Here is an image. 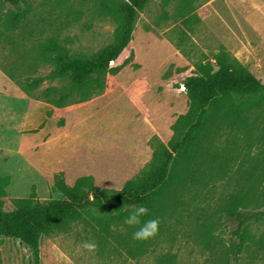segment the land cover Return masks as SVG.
I'll use <instances>...</instances> for the list:
<instances>
[{
  "label": "rangeland",
  "instance_id": "obj_1",
  "mask_svg": "<svg viewBox=\"0 0 264 264\" xmlns=\"http://www.w3.org/2000/svg\"><path fill=\"white\" fill-rule=\"evenodd\" d=\"M98 1L27 0V27L34 37L27 27L6 21L13 8L0 2V178L9 177L0 207L5 211L12 209V199L28 197L32 186L41 201L62 199L53 186L58 173L68 185L91 177L102 190H118L137 176L155 148L170 141L171 125L186 112L183 88H169L183 68L213 65L225 51L264 83V0H154L138 13L128 49L102 75L103 88L86 101L55 107L43 91L65 90L69 82L47 79L53 66L36 40L55 37L71 54L84 55L109 45L115 25L98 16ZM69 9L74 14L68 26L58 25L55 17ZM33 78L44 81L28 89L26 80ZM209 153L198 170L208 176L212 167L220 175L187 189L140 253L128 251L129 226L123 221L93 214L67 232L42 237L40 264H264V219H251L252 240L239 246L237 222L223 213L243 182L239 176L247 175L254 179L251 193L259 192L248 213L264 210V119L247 130L226 128ZM85 242L95 243V250L84 249ZM0 264H31L29 251L0 236Z\"/></svg>",
  "mask_w": 264,
  "mask_h": 264
},
{
  "label": "trees",
  "instance_id": "obj_2",
  "mask_svg": "<svg viewBox=\"0 0 264 264\" xmlns=\"http://www.w3.org/2000/svg\"><path fill=\"white\" fill-rule=\"evenodd\" d=\"M152 1L99 0L98 16L112 21L115 27L111 43L91 55L71 54L55 37L36 40L44 59L53 66L47 79L69 82L65 90L45 89L46 100L62 108L74 99L86 101L92 92L100 91L104 86L102 75L112 69L128 49L138 13ZM0 2L13 8L5 15L7 22L25 27L31 24L25 9L27 0ZM62 13L55 19L58 25L68 26L74 12L69 9ZM26 29L30 31L27 35L34 37L32 30ZM214 60L213 65L183 68L179 79L170 82L172 92L183 88L186 112L171 125L170 141L155 148L150 163L137 176L118 190H102L94 185L91 177H80L73 185H68L62 174H55L53 186L62 199L41 201L32 186L28 197L12 199L10 211L0 207V236L19 241L29 251L31 264H40V239L67 232L70 224L84 216L97 214L103 221L124 222L134 206L142 204L149 209L148 215L141 218L142 222L158 218L160 224L187 189L204 186L206 179L219 174L212 167L208 176L198 170L206 163L218 134L226 128L230 131L254 128L264 119V83L225 51L219 52ZM43 81V78L28 79L26 87L36 89ZM252 114H255L253 118ZM213 162H218L217 155ZM242 178L240 188L227 198L223 208L226 217L237 222L234 233L239 238V246L252 240L248 232L251 219H264V210L248 213L250 201L256 199L259 192L251 193L254 181L251 176H239V180ZM8 184V176L0 178V198L6 197ZM134 231L136 227L129 226L128 251L140 253L150 238L133 239Z\"/></svg>",
  "mask_w": 264,
  "mask_h": 264
},
{
  "label": "clouds",
  "instance_id": "obj_3",
  "mask_svg": "<svg viewBox=\"0 0 264 264\" xmlns=\"http://www.w3.org/2000/svg\"><path fill=\"white\" fill-rule=\"evenodd\" d=\"M149 209L142 205H135L133 210L130 211L129 215L124 219V224L130 227H136V231L132 233L133 239L145 240L154 236L158 231L159 219H149L142 222V217L148 215ZM84 249L94 251L96 248L95 243L85 242L83 245Z\"/></svg>",
  "mask_w": 264,
  "mask_h": 264
}]
</instances>
